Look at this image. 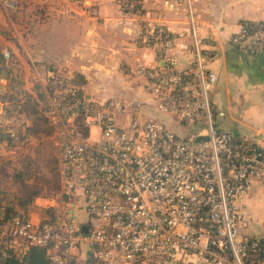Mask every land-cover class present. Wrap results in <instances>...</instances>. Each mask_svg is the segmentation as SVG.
<instances>
[{"label":"built area","instance_id":"obj_1","mask_svg":"<svg viewBox=\"0 0 264 264\" xmlns=\"http://www.w3.org/2000/svg\"><path fill=\"white\" fill-rule=\"evenodd\" d=\"M3 3L16 11L15 0ZM191 26V64L146 71L145 91L162 118L140 122L139 104L94 100L70 75L51 74L45 114L58 147L61 201L47 216L4 222L2 255L22 258L41 247L50 264H79L80 257L94 264H253L264 241L240 238L236 203L252 180L264 183V148L216 124L208 93L218 77ZM155 33L163 31L150 37ZM262 36L264 22L231 41L255 53ZM0 55L9 63L7 48Z\"/></svg>","mask_w":264,"mask_h":264},{"label":"crops","instance_id":"obj_2","mask_svg":"<svg viewBox=\"0 0 264 264\" xmlns=\"http://www.w3.org/2000/svg\"><path fill=\"white\" fill-rule=\"evenodd\" d=\"M19 2L15 15L0 5V48H7L15 61L5 64L7 75L0 74V125H28L17 111L4 114L14 77L21 91L36 98L35 87L46 91L47 79L59 72L82 74V90L94 100L139 104L140 122L162 118L145 91L146 71L189 66L193 24L218 77L212 101L220 126L259 139L264 148V49L239 52L231 41L242 21L264 20V0H141V14L125 11L120 0H57L37 11L33 6L38 2ZM158 29L165 35L150 37ZM116 123L125 124L122 114H116ZM170 127L179 130L175 123ZM236 206L240 238L264 241V183L252 180Z\"/></svg>","mask_w":264,"mask_h":264},{"label":"rangeland","instance_id":"obj_3","mask_svg":"<svg viewBox=\"0 0 264 264\" xmlns=\"http://www.w3.org/2000/svg\"><path fill=\"white\" fill-rule=\"evenodd\" d=\"M15 1L16 11L13 13L6 10L3 0H0V5L6 12L15 15L20 9L19 0ZM22 1L29 4L38 2L37 0ZM55 2L57 0L34 3L33 10H42L41 4L47 6L54 5ZM125 2L126 0H120L122 5ZM11 63L15 64L12 58L9 60V64ZM5 72L6 70L3 73ZM14 78L16 81H13V93L10 94H16L19 108L23 110L21 114L27 120L24 122H28V125L13 124V128H18L20 138L11 144L7 141L0 142V222L2 223L17 214L35 212L38 218L47 216L50 214L49 206L57 205L61 201V184L57 173L58 147L53 130L49 128L45 119L46 112L43 113L41 105L34 104V97L26 98L19 87L20 79L18 76ZM40 88L46 94L41 85ZM46 89L51 90L50 86ZM208 95L212 101V90ZM213 107V118L216 124L220 125V115L214 104ZM87 251L88 254L91 252L89 247ZM80 261L81 264L83 261Z\"/></svg>","mask_w":264,"mask_h":264},{"label":"trees","instance_id":"obj_4","mask_svg":"<svg viewBox=\"0 0 264 264\" xmlns=\"http://www.w3.org/2000/svg\"><path fill=\"white\" fill-rule=\"evenodd\" d=\"M123 6H124L125 11H128L130 13L141 14L143 12V9L141 7V0H126ZM262 22H264V20L256 21V22L255 21H242L241 28L245 29L246 32L250 33L252 32V30L260 26ZM163 34L165 35L164 32ZM259 40L262 42L260 49H264V36H262ZM5 67L6 66H5L4 60L2 56L0 55V74L4 72V70H6V72L4 73L5 75L9 73L10 70L5 69ZM69 81L76 85H80V86H82L85 82L84 76L77 72L71 75V78L69 79ZM35 89H36L37 96L34 100V104L39 103V105H41L43 109V113H45L47 110L46 94L45 92H42L40 86H36ZM79 92L81 94V90H79L78 93ZM24 95L28 99L32 98L31 94H29L28 92H24ZM7 98L9 101H8L7 106L4 107L5 115L9 116L14 111H17L18 113H21V111H23L19 108L16 95L9 94ZM45 119L48 123L46 116H45ZM49 128L52 130L50 125H49ZM12 132H13V135L11 134ZM19 138H20V132L18 128L8 127L7 124L0 125V141H7L8 143L11 144L14 141H17ZM2 224L3 223L0 222V228ZM263 258H264V250H261L260 252H258L256 256L251 257V259L253 260V264H261ZM0 264H50V261H49L48 254L45 248L33 247L22 258L15 257L14 255L4 256L0 253Z\"/></svg>","mask_w":264,"mask_h":264},{"label":"water","instance_id":"obj_5","mask_svg":"<svg viewBox=\"0 0 264 264\" xmlns=\"http://www.w3.org/2000/svg\"><path fill=\"white\" fill-rule=\"evenodd\" d=\"M87 3H88V1H87ZM81 229H82L83 231H86V226H85V225H82V226H81Z\"/></svg>","mask_w":264,"mask_h":264}]
</instances>
